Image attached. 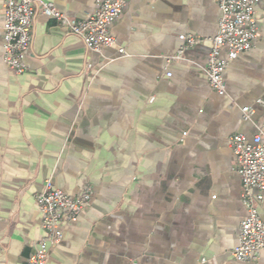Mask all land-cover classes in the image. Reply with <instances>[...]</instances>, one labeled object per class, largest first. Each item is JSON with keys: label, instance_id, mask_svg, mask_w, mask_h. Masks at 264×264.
I'll use <instances>...</instances> for the list:
<instances>
[{"label": "crops", "instance_id": "1", "mask_svg": "<svg viewBox=\"0 0 264 264\" xmlns=\"http://www.w3.org/2000/svg\"><path fill=\"white\" fill-rule=\"evenodd\" d=\"M47 1L82 19L100 0ZM254 2L257 37L227 62L221 95L203 74L218 0H126L101 52L36 12L21 74L1 60L0 0V264H25L44 234L35 193L48 178L91 198L46 264H264L230 255L245 209L228 138L264 123V0ZM179 35L199 42L170 60Z\"/></svg>", "mask_w": 264, "mask_h": 264}, {"label": "built area", "instance_id": "2", "mask_svg": "<svg viewBox=\"0 0 264 264\" xmlns=\"http://www.w3.org/2000/svg\"><path fill=\"white\" fill-rule=\"evenodd\" d=\"M126 0H100L96 8L82 19H74L60 11L47 0H3L2 62L14 73L25 71L24 56L31 43L32 23L36 12L53 19L67 33L78 36L87 48L101 52L116 44L111 24L123 12ZM220 17L217 33L210 40V51L203 69L209 87L218 94H225L223 72L229 60L248 51L258 34V18L254 0H218ZM183 41L170 60L183 57L186 49L199 42L192 35H179ZM226 51V58L220 52ZM119 52L125 55L123 48ZM264 104L263 101H258ZM244 119L250 120L252 107L241 108ZM232 150L235 171L241 180V198L245 215L238 227V243L230 250L237 261H255L264 254V222L259 207L264 202V123L248 138L234 133L228 138ZM91 198V189L85 187L78 194H69L55 186L52 179L45 180L35 193L37 211L44 234L32 243L33 250L25 264H46L49 249L60 242L66 225L77 220Z\"/></svg>", "mask_w": 264, "mask_h": 264}]
</instances>
